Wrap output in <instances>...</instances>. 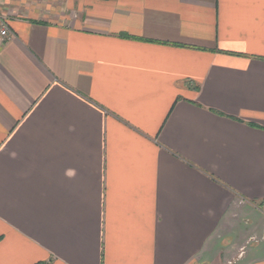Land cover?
<instances>
[{
	"label": "crops",
	"instance_id": "1",
	"mask_svg": "<svg viewBox=\"0 0 264 264\" xmlns=\"http://www.w3.org/2000/svg\"><path fill=\"white\" fill-rule=\"evenodd\" d=\"M0 11V264H264V0Z\"/></svg>",
	"mask_w": 264,
	"mask_h": 264
},
{
	"label": "built area",
	"instance_id": "2",
	"mask_svg": "<svg viewBox=\"0 0 264 264\" xmlns=\"http://www.w3.org/2000/svg\"><path fill=\"white\" fill-rule=\"evenodd\" d=\"M4 16V15H2ZM14 36V33L10 29L7 20L5 17H1L0 19V37L5 39H11Z\"/></svg>",
	"mask_w": 264,
	"mask_h": 264
},
{
	"label": "rangeland",
	"instance_id": "3",
	"mask_svg": "<svg viewBox=\"0 0 264 264\" xmlns=\"http://www.w3.org/2000/svg\"><path fill=\"white\" fill-rule=\"evenodd\" d=\"M4 13L2 12V11H0V19H1V17H4V16H2Z\"/></svg>",
	"mask_w": 264,
	"mask_h": 264
}]
</instances>
